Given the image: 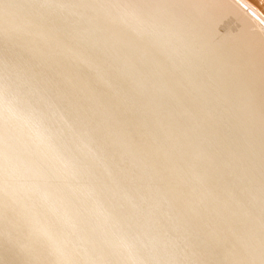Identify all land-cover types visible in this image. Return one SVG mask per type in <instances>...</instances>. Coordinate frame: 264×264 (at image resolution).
<instances>
[{"label":"bare ground","instance_id":"6f19581e","mask_svg":"<svg viewBox=\"0 0 264 264\" xmlns=\"http://www.w3.org/2000/svg\"><path fill=\"white\" fill-rule=\"evenodd\" d=\"M42 1L51 5L111 2V0ZM119 2L137 3L138 0ZM140 2L176 5L172 8L153 9L151 14L178 17L185 28L196 34L198 48L191 53L190 61L182 59L178 54V51L184 48V38L180 29L173 33L171 44L162 43L155 36L143 31L131 12L123 9L109 11L53 7L55 17L68 19L71 28L82 33L86 39L87 45L84 48L75 51L63 48L64 51L68 52L71 58H78L83 56L87 47L97 49L102 53L101 61L118 64L120 74L129 72L139 83L132 97H138L144 92L149 95L150 99L142 109L144 111L152 109L149 111L152 117L151 119L149 116V122L154 121L156 125L152 132L158 134L155 141L171 143L174 150L181 151L178 157L185 164L188 163L186 165L196 164L202 167L209 164L212 158L205 152L210 147L215 143L226 147L229 141L241 142L243 140L239 139L240 134H246L255 140L260 139V147L253 155L260 159L261 192L264 181V122H262L264 77L261 72L260 37L264 35V25L261 24V20H264V0H243L249 6L247 10L241 7L238 0H198L200 7L196 8L180 7L185 0ZM28 18L31 17L12 10H8L6 14L5 10L0 9V32L2 33L3 29L14 28L16 36H23L25 41L18 45L19 49L38 42L48 43L52 39L51 34H39L34 31L32 28L39 23L37 19ZM23 20L26 21L22 22ZM30 53L34 56L41 52L33 46ZM43 57L48 58L47 63L57 61L46 52H43ZM86 64L93 67L94 58H89ZM32 70L33 67H28L22 72L20 74L22 80L28 82V75ZM81 73L82 70L71 73L64 66L61 70L62 76L72 77L75 81L81 78ZM101 77L100 75L94 81H87L80 89V93H88L94 84L103 81ZM39 83L32 84L33 87L40 88L34 97L37 100L44 97L42 87H45V84L51 85L46 81ZM145 84L152 86L151 91H146ZM125 85L127 84H122ZM120 89L118 88L116 92L112 90L109 94L102 95V98L107 100ZM93 97L96 100L98 94L94 93ZM159 104H163L164 109H160ZM79 108L82 113L102 110L97 104ZM56 111V114L48 117L49 126L62 115L59 109ZM1 115L3 117L0 118V177L5 176L7 180L4 183L0 182V196L9 190H15L17 194L14 197L0 199V264H19L23 260L31 261L32 264H56L67 261L72 264L97 262L102 264L104 260L101 259L107 258L106 249L118 247L130 260L138 257V242L147 241L151 246L153 242H162L165 239L154 228L160 221L157 212L150 213L141 220L133 218L138 209L134 195L141 189L128 190L126 185L121 183V179H127L126 177H112L116 168L113 164L95 167L96 163L108 158L109 148L96 146L97 141L102 138L101 135L91 133L87 128L82 132L73 133L70 125H66L50 129L51 140L48 141L42 139L26 120L16 114L0 112ZM137 116L133 120L136 126L148 121L142 111ZM164 117L177 121L178 126L166 130L157 129L158 123ZM75 123L86 126L89 124L81 117ZM99 125L118 128L120 123L117 118L107 116L97 124ZM221 127L226 129L230 127L235 133L234 137L227 139L221 137ZM9 130L10 135L5 137ZM142 136L147 137V132ZM252 138L248 142L249 146L254 145ZM72 144H76V147H72ZM111 144L113 147L122 146L130 162H138L141 172H146L150 177L156 176L159 172L150 163L140 161L136 151L124 143L122 137L115 135L111 139ZM192 149L200 151L201 156L185 153ZM11 150H16L17 155H10ZM159 151L164 155L170 152L169 149ZM220 154L222 152H218V155ZM227 156L234 162L230 161L226 166L219 167L221 175L233 170L240 174H248L247 166L235 163L236 157L233 154ZM80 162L86 164L80 165ZM21 165H29L31 168L24 170L20 168ZM81 176H86L85 182L74 181L73 178ZM200 176L199 173L192 175L196 179ZM213 177L212 172L202 177V180L210 182ZM48 178L61 181V187L57 184H44ZM254 179V175L248 176L249 182ZM177 180L179 176L175 174L173 181ZM225 191L226 188L222 187L218 194L214 195V199H208L203 203L217 202L218 195L224 194ZM201 193L202 191L195 194ZM63 194L64 197L72 195L74 199L67 200L59 209L40 201L44 195L60 200ZM189 194L193 195L194 192L190 191ZM163 195L175 197L177 194L172 189H166ZM254 200L260 202V198ZM80 206L81 212L74 214ZM35 207L38 210L30 214ZM230 208L229 202H222L219 207L211 210L208 218L226 216ZM242 208L237 207L239 211ZM85 212L98 216V219L77 226V223H82ZM181 212L188 213L189 210ZM11 215L24 217L22 225L31 236L32 242L46 243L49 249L36 252L27 244L28 239L22 241L10 239L4 242L7 233L18 228L8 221ZM195 219L199 223L207 221L202 216H196ZM238 229V225L227 224L223 226L221 233L224 237L237 236L241 234ZM254 230L256 233L259 231ZM172 231L180 232V226L172 227ZM216 231L215 228L209 233L214 234ZM197 234V232L192 234L194 240L197 239ZM244 234L248 235L249 229ZM73 239L80 242L74 243ZM91 240L94 243L86 245V242ZM243 243L241 240L238 247ZM221 245L222 241H218L217 248L219 249ZM17 249L21 251L20 255L16 254ZM140 251L147 253L144 249ZM80 254H87V258L76 262Z\"/></svg>","mask_w":264,"mask_h":264},{"label":"rangeland","instance_id":"374dc122","mask_svg":"<svg viewBox=\"0 0 264 264\" xmlns=\"http://www.w3.org/2000/svg\"><path fill=\"white\" fill-rule=\"evenodd\" d=\"M3 4L51 5L42 0H0V5ZM0 9L4 10L2 7H0ZM10 10L31 17L28 19H37L39 24L32 29L39 34H51L52 39H50L48 43L38 42L36 44H30V47L19 49L18 45L25 41L23 36L14 35L11 40H8L0 34V62H3L5 54L7 53L8 58L11 60L19 74L24 72L28 67H33L32 72L28 75V82H30L31 89L35 90V96L39 93L40 88L37 86L33 87V83L37 84L46 81L51 84H45V87H42L44 97H47L52 104L48 117L56 114L57 109L61 111L62 115L58 120L50 124V129H58L70 125L71 132L73 133H76L77 130L82 132L87 128L91 133H97L102 136V138L97 141L96 146L103 149L109 148L108 158L96 163L95 167L99 168L107 164L115 165L116 168L112 177H126L127 179H121V183H124L128 190L133 191L137 188L141 189L143 187L147 199L153 203V208L150 212L142 211L140 207L139 193L135 194L134 200L137 201L138 209L133 215V218L141 220L150 213L157 212L158 217L160 218L159 223L154 227L157 233L166 238L168 232H172L176 243L181 245L187 243L189 245V252H196L200 258L215 259L228 250L236 249L241 240H243V242L247 241L249 234H244L247 229H259L256 233L258 241L260 232V202H257L254 199L260 198L261 196L260 159L256 158L253 155V152L260 147V139L255 140L251 136L240 134L239 139L244 142L241 141L235 143L229 141L227 142L226 147L215 143L214 146L210 147L205 152L208 157L212 158V161L209 164H205L202 167L196 164L186 165L188 163L185 164L183 160L178 157L181 151L174 150L171 143H158L155 141L158 134H152V132L155 130L156 125L154 121H152V123L149 122V116L151 117L149 111L152 109L148 111L142 109L150 99L149 95L144 92L138 97H132V94L139 86V83L137 80L133 79L129 72L126 74H120L118 64L101 61L102 53L100 50L89 47H87V51L83 56L71 58L70 54L64 51L63 48H67L69 51L84 48L87 45L86 39L82 33L71 28L68 19L55 17L53 7H13ZM25 21L26 20H23L22 22ZM33 46H35L41 53L32 56L30 48ZM43 52L56 58L58 62L47 63L49 60L48 58L43 57ZM92 57L95 60V64L93 67H88L86 62ZM63 66L71 73H74L76 70H82L81 78L78 81H75L72 77L62 76L61 70ZM100 75L102 76L101 78L103 81L94 84L93 88L88 93H80V89L87 81H94ZM123 83H126L127 85L122 86ZM118 88L121 89L115 95L109 97L107 100L102 98V95L109 94L112 90L116 92ZM94 93L98 94L96 100L93 97ZM70 96L72 99H69ZM92 104H97L102 110L99 112L84 111V113L79 111V107H86ZM158 106L160 109H164L163 104H159ZM140 111L143 112V115L148 121L136 126L133 123V120L135 117H138L137 114ZM107 116L118 119L120 123L118 128L101 125L97 126V124ZM1 117L3 116L1 115L0 118ZM79 117L83 120H87L89 124L87 126L76 125L75 122ZM176 126H178L177 121H173L169 117H164L158 123L157 129L166 130ZM144 132H147V137L142 136ZM10 133V130L7 131L5 137H8ZM115 135L122 137L124 143L128 144L131 149L136 151L140 161L150 163L154 169L158 170L159 172L157 175L150 177L146 172H141L138 167V162L131 163L126 157L122 146L113 147L111 139ZM234 135L235 133L230 127L228 129L221 127L220 136L224 139L233 138ZM251 138L252 141H254V145L249 146L250 144L248 142ZM72 147H76V144H72ZM159 149H169L170 152L168 151V153L164 155ZM218 152H222V154L218 155ZM17 153L16 150L10 151V155H17ZM185 153L196 157L201 156V152L196 149L187 150ZM228 154H233L236 157L235 163L239 166H247V175L240 174L236 170L225 172L223 175L220 174L218 171L219 167L226 166V163H230V161L234 162L227 156ZM84 164H86V162H80V165ZM37 165L40 164L37 163ZM20 168L28 170L31 167L29 165H21ZM212 172L214 174L213 179L210 182H204L202 177L207 176ZM194 173H199L201 176L197 179L193 178L192 175ZM175 174L179 176V180L177 181H173ZM250 174L254 175V181H248V176ZM153 178L160 183L155 189L148 191L147 181ZM73 179L77 183H81L85 182L86 176ZM6 180L7 177H0L1 183H4ZM44 184H57L61 187V181L54 180L53 178H48ZM222 187H225L226 191L224 194L218 195L219 200L217 199V202L203 203L208 199H214V195L218 194L219 189ZM166 189H172L177 195L175 197H164L163 194ZM190 191H193L194 194L190 195ZM201 191V194H195L200 193ZM16 194L17 191L9 190L6 194L1 195L0 199L14 197ZM64 194L60 200H54L52 197L44 195L40 198V201L43 204H52L59 209L67 200L74 199V196L71 195L64 197ZM203 196L207 197L204 198ZM225 201L229 202L231 206L230 210L228 209L227 215L220 218H208L211 210L214 207H219L220 204ZM238 206H242V210L239 211L237 209ZM249 207L255 209L254 217L249 216ZM81 208V206L78 207L74 211V214H79ZM186 209L189 210L188 213L181 212L182 210L184 212ZM36 210H38L37 207H35V210L31 211L30 214ZM196 216L205 217L207 221L199 223L195 219ZM82 217V223H77V226L84 223H92L98 219V216H93L86 212ZM8 221L18 228L8 232L4 238V242L9 241L10 239L20 241L28 239L27 244L36 252H44L49 249L46 243L32 242L31 236L22 225L24 217H15L14 215H11ZM227 224L238 225L239 229L237 231L241 234L224 237L221 232L223 226ZM176 225L180 226V232L172 231V227ZM215 228L217 229L216 233L210 234L209 231ZM164 229L167 230L163 232ZM194 232L198 233L196 235L197 239L195 238V240L192 238ZM222 236L224 239H222ZM92 241L93 240L86 242V245H92L94 243ZM218 241H222V245L219 249L217 248ZM73 242L77 243L80 241L78 239H73ZM106 257L107 258L101 260H104V262L128 260V257L122 254L120 247L107 248ZM86 258L87 254H80L76 262Z\"/></svg>","mask_w":264,"mask_h":264},{"label":"snow or ice","instance_id":"6c2138e0","mask_svg":"<svg viewBox=\"0 0 264 264\" xmlns=\"http://www.w3.org/2000/svg\"><path fill=\"white\" fill-rule=\"evenodd\" d=\"M238 3L246 10L249 8L248 4L244 3L243 0H238ZM0 7L5 10L6 14L13 7H76L85 10H129L140 28L155 36L162 43L171 44L173 33L180 29L184 38V48L179 50L178 54L182 59L190 61L192 59L191 53L198 48V37L194 32L184 27L180 18L151 14L153 9L176 7V5L169 3H144L140 2V0L137 3H122L119 0H111L108 3L85 2L78 5L3 4ZM180 7L196 8L200 7V5L198 0H185V3L180 5ZM252 14L255 15V13ZM261 24L264 25V20H261ZM0 34L11 40L15 35V29H3ZM260 48L261 72L262 77H264V35L260 37ZM144 87L146 91H151L152 86L150 84H145ZM34 96L35 90L31 89L30 82L22 80L6 53L3 62H0V112L16 114L19 118L26 120L42 139L50 141L48 114L52 104L47 97H41L37 100ZM262 122H264V108H262ZM159 183L155 178L150 179L147 181V189H155ZM139 199L141 210L150 212L153 208V203L147 199L143 187L139 192ZM248 214L254 217L255 209L249 207ZM259 219L260 232L258 241L254 228L249 229V236L246 242L236 249L226 251L215 259L200 258L196 252L190 254L189 245L187 243L183 245L176 243L173 233L169 231L162 242L155 241L151 246H149L147 241L138 242L137 258L116 262H102V264H264V181H262L261 187ZM141 249L147 250V253H142ZM16 254L20 255L21 251L17 249ZM19 264H32V262L23 260ZM56 264H72V262H56ZM97 264H101V262H97Z\"/></svg>","mask_w":264,"mask_h":264}]
</instances>
